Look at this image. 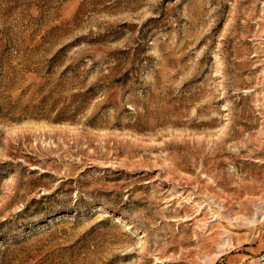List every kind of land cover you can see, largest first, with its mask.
Returning <instances> with one entry per match:
<instances>
[{
  "label": "rangeland",
  "instance_id": "374dc122",
  "mask_svg": "<svg viewBox=\"0 0 264 264\" xmlns=\"http://www.w3.org/2000/svg\"><path fill=\"white\" fill-rule=\"evenodd\" d=\"M0 264H264V0H0Z\"/></svg>",
  "mask_w": 264,
  "mask_h": 264
},
{
  "label": "bare ground",
  "instance_id": "6f19581e",
  "mask_svg": "<svg viewBox=\"0 0 264 264\" xmlns=\"http://www.w3.org/2000/svg\"><path fill=\"white\" fill-rule=\"evenodd\" d=\"M262 26V25H261ZM261 28V27H260ZM228 201L229 200H224V201H222V203H223V206H225V205H227V203H228ZM232 203V202H231ZM230 205V204H229ZM228 207V206H227ZM244 207H246L245 205H242L241 206V209H246V208H244ZM226 208V207H225ZM199 210V209H198ZM185 211H187L186 209H185ZM227 211H228V209H227ZM203 212V211H202ZM201 212V213H202ZM199 213V212H198ZM188 214V213H187ZM186 214V215H187ZM206 213H204V216H206L205 215ZM221 216V215H220ZM189 222V221H188ZM237 224V223H236ZM219 226V225H218ZM231 226V224L228 226V227H230ZM210 227V229H214V227H213V225L211 226H209ZM231 228V227H230ZM232 229V228H231ZM229 232V231H228ZM211 235V234H210ZM227 237H229V241H228V243L230 242V244H231V241L233 240V237H232V235L231 234H228V236ZM212 240V239H211ZM215 240V239H214ZM231 246V245H230Z\"/></svg>",
  "mask_w": 264,
  "mask_h": 264
}]
</instances>
